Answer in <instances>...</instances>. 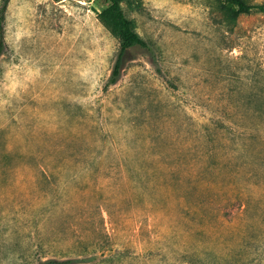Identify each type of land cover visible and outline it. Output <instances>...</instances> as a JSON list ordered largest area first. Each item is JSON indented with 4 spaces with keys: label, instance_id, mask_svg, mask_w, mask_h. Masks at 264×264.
Returning a JSON list of instances; mask_svg holds the SVG:
<instances>
[{
    "label": "rangeland",
    "instance_id": "1",
    "mask_svg": "<svg viewBox=\"0 0 264 264\" xmlns=\"http://www.w3.org/2000/svg\"><path fill=\"white\" fill-rule=\"evenodd\" d=\"M108 4L8 1L0 155L26 163L0 164V264H264V221L220 200L233 179L264 208V13L121 0L149 47L109 84ZM49 158L69 164L41 174Z\"/></svg>",
    "mask_w": 264,
    "mask_h": 264
},
{
    "label": "trees",
    "instance_id": "2",
    "mask_svg": "<svg viewBox=\"0 0 264 264\" xmlns=\"http://www.w3.org/2000/svg\"><path fill=\"white\" fill-rule=\"evenodd\" d=\"M9 0H1L0 2V47L3 43V21L5 17V10ZM109 4L103 8L98 17L100 21L113 33L119 42V48L114 60L110 76L107 83L115 84L120 78L121 71L125 60V55L128 49L132 46H140L148 48V42L140 36L135 29V24L131 18H129L120 5L121 0H108ZM228 5L233 7L231 15L236 18L241 14H248L253 11L264 13V2L249 3L246 0H220V7L227 8ZM228 11V10H227ZM229 12V11H228ZM11 151L7 150L6 146H3V150L0 155V164L4 165L2 169L16 171L17 165H25L24 158L17 157L13 158L10 156ZM69 164V160L66 158L55 159L49 158L46 165L40 164L39 169L42 170L41 174L49 172L61 171L65 164ZM46 167V168H44ZM230 186L220 193L221 204L233 205L234 204V219L230 222L234 223L237 219L242 221V225L247 229L251 230V226L264 221V208L258 213L252 211L253 204H250V196L244 194L233 185V179H230ZM194 204V203H192ZM224 222L221 225L224 226ZM253 231V230H251ZM64 261L55 259H45L40 264H63Z\"/></svg>",
    "mask_w": 264,
    "mask_h": 264
}]
</instances>
